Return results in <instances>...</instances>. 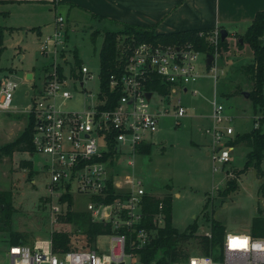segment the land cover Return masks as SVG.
Masks as SVG:
<instances>
[{"label":"built area","instance_id":"2783aa9c","mask_svg":"<svg viewBox=\"0 0 264 264\" xmlns=\"http://www.w3.org/2000/svg\"><path fill=\"white\" fill-rule=\"evenodd\" d=\"M199 35L205 36L217 54L220 29ZM66 36V20L57 15L54 31L41 41V51L46 54L53 47L54 55L60 54ZM120 47L116 70L109 75L105 90L98 73V89L89 94L91 101L86 102L83 109L61 110L56 107L55 98H70L72 94L67 87L72 88V83L76 88L79 82V88L84 90L81 75L92 79L93 74L81 64L69 67L70 75L66 76L63 67L56 63L55 55L44 89L25 110L35 121L34 152L46 157L48 190L51 195L58 193L61 204L51 206L53 220L58 221V215L68 205L61 199L64 194H70L71 200L74 194L87 195L84 210L91 220L110 223L112 231L106 234L110 236L108 251H98L95 246L54 251L50 234L48 239H36L31 244H9L0 264H146L139 260L136 251L144 247L155 232L138 228L143 217V195L147 191L133 170L126 168H133L134 156L141 145L151 142L160 118L169 115L167 104L174 95L197 93L189 86L204 75L197 68L201 59L207 76L216 79L214 71L217 69L211 63L206 65L207 54L190 41L179 44L141 41L131 47ZM18 85L13 72L0 75V114L12 109L13 92ZM160 86H166L167 92L162 93ZM113 92L120 93L114 101ZM147 92L151 93L149 98ZM155 94L158 103L151 102ZM211 105L210 123L204 134L209 137V152L216 170L217 166L230 161L234 149L231 143L234 117L226 113L224 104L215 96ZM185 113L178 99L172 112L176 123ZM258 126L259 122L253 125ZM158 209L153 222L161 226L164 219L161 202ZM204 235L210 237V229ZM215 255L198 253L191 254L185 262L152 261L149 264H264V237L226 231L220 251Z\"/></svg>","mask_w":264,"mask_h":264},{"label":"rangeland","instance_id":"374dc122","mask_svg":"<svg viewBox=\"0 0 264 264\" xmlns=\"http://www.w3.org/2000/svg\"><path fill=\"white\" fill-rule=\"evenodd\" d=\"M2 1L0 25L5 30L0 53V75L13 72L19 80V85L13 92L11 112L8 117L4 118L5 115H2L0 118V191L9 190L12 193L10 229L24 234L26 244H31L36 239H48L52 231L63 230L70 232L73 245L87 247L83 235L74 233L70 224L54 221L51 216V206L61 204L58 193L51 195L47 187L45 155L34 152L30 156L28 151L17 149L7 155L1 148L13 141L24 129L28 120L25 110L39 91L44 89L45 77L48 70L52 69L56 54L53 53V47L45 54L40 46L43 37L54 31L57 16L50 4L51 0ZM72 16L71 14L72 23L68 24L65 42L61 45L63 50L55 56L56 63L63 67L66 76L70 75L69 67H75L73 51H76L81 64L88 67L93 78L81 75L84 90L79 88V82L76 83V88L72 83V88L67 87L72 94L70 98H55L56 107L64 111L81 110L86 102L91 101L89 94L98 89L99 50L103 34L108 29L121 27V24L106 18L73 21ZM51 25L54 26L52 30ZM94 30L99 33L92 40L91 33ZM262 41L264 43V38ZM228 45L229 50L210 53L214 57L211 65L217 69L214 71L216 79L207 76L200 56L197 68L204 75L189 86V89H196L197 93L192 95L190 92H178L174 95L171 103L167 104L170 108L169 115L160 118L158 129L150 138V151L136 154L133 168H126L128 171L133 170L142 180L145 189L157 196L171 194L173 226L184 230L196 220L198 235L209 230V219L220 222L226 231L249 233L251 220L257 215L258 208L264 214V192L260 189L264 177L253 167L244 168L249 149L243 144L232 143L234 150L230 161L214 170L208 147L209 137L204 134L210 120L207 116H210L214 96L224 104L226 113L234 117L231 142L235 133L252 129L259 118H264L260 109L255 111L251 99L242 94L251 89L252 83L241 73L240 67L250 62L251 58L237 48L236 42ZM27 73L32 74L31 79L26 78ZM68 81H71L70 77ZM178 99L186 113L176 123L172 112ZM151 102H159L156 94ZM23 160L29 161L26 167L23 166ZM261 168L264 171V158ZM229 179L236 181V188L227 195H221L219 192ZM74 195L72 209L84 210L88 196ZM8 237L7 231H0V263L9 245ZM109 245L110 236L106 234L98 236L94 242L98 251L107 252ZM187 248L192 254L202 253L196 240L188 244Z\"/></svg>","mask_w":264,"mask_h":264},{"label":"trees","instance_id":"16d2710c","mask_svg":"<svg viewBox=\"0 0 264 264\" xmlns=\"http://www.w3.org/2000/svg\"><path fill=\"white\" fill-rule=\"evenodd\" d=\"M2 0H0V4ZM1 14V11H0ZM98 17L99 16H94ZM5 27L0 25V53L2 51V37ZM213 29H189L170 33H156L152 26H142L129 23L121 24L118 29H108L103 34L101 48L99 50V76L103 89L105 90L109 75L116 70L117 57L120 54L121 47L127 48L133 46L137 42L150 41L153 43H175L179 44L184 41H190L194 45L205 52L206 54L213 53L214 47L210 44L205 36H200L199 33H208ZM264 32V9L255 13L251 23L246 31L238 35L242 42L237 39L236 45L242 47L247 44L252 52L251 61L241 65L240 71L252 83L249 92V98L252 101L255 111L260 109L264 114V43L262 36ZM98 30L91 33V39L94 40ZM122 38V41H120ZM229 48L227 39L219 38V51ZM127 50V49H126ZM218 51V52H219ZM74 53V65H81L80 59ZM159 90L162 93L167 92L166 86H160ZM113 101L120 95L119 92L111 94ZM259 126L257 128L235 135L231 143L243 144L249 150L246 153L244 168H255L256 172L264 177V171L261 168V162L264 158V118L258 119ZM34 117L28 115L26 126L21 133L10 143L1 147L7 155H11L14 149L25 150L29 153L34 152L32 136L34 132ZM139 152H149L148 144L141 145ZM23 166L26 167L29 161L23 160ZM236 181L229 179L226 186L219 192L221 195H227L236 188ZM260 189L264 192V183ZM62 200H66L68 205L65 211L58 215L59 222H65L72 226L73 232L83 235L88 244L86 248H93L96 238L103 234L111 233L110 223L94 222L91 216L85 210H73L71 208L72 200L70 194L66 193L62 196ZM108 200H111L110 198ZM143 217L139 227L153 229L154 236L142 248L137 249L138 258L140 261L149 264L152 261L156 263L165 262H185L192 254L187 245L193 240L198 242L200 250L204 254H213L214 256L220 251V246L225 235V227L218 221L209 219V229L211 236L198 235V223L195 220L189 224L184 230H179L172 224V195L167 193L163 196H156L150 192L143 195ZM162 203L161 212L163 213V225L157 226L153 222V216L158 212L159 203ZM12 211V193L8 190L0 191V231H7L9 234V244H26V236L18 231L10 229ZM208 218V217H207ZM249 233L254 237H264V214L258 208V213L251 220ZM52 247L54 251H65L71 248H78L73 245L70 232L57 230L51 232ZM93 243V244H92ZM85 247V246H84Z\"/></svg>","mask_w":264,"mask_h":264},{"label":"crops","instance_id":"0c3cea01","mask_svg":"<svg viewBox=\"0 0 264 264\" xmlns=\"http://www.w3.org/2000/svg\"><path fill=\"white\" fill-rule=\"evenodd\" d=\"M50 4L53 5L57 15L64 16L67 29L68 24L72 23L71 14L73 21L75 19L90 21L96 18L94 16H99L112 20L118 25L129 23L152 26L156 33L189 29H225L227 42L231 44L238 39V35L246 31L255 13L264 9V0H51ZM1 5L2 3L0 8ZM78 14L80 16H77ZM237 48L245 52L247 57L252 58V52L247 44ZM238 54L240 57V53ZM10 112L1 113L0 118L2 115H5L4 118L8 117ZM146 144L150 151L152 143ZM206 153L208 154V151ZM146 191L156 195L147 188Z\"/></svg>","mask_w":264,"mask_h":264},{"label":"water","instance_id":"95a60500","mask_svg":"<svg viewBox=\"0 0 264 264\" xmlns=\"http://www.w3.org/2000/svg\"><path fill=\"white\" fill-rule=\"evenodd\" d=\"M226 37H227V31H226L225 29H220V39H221V40H224ZM238 40H239L240 42H242V39H241V38H239ZM212 59H213V55H211V54H207V55H206V65H209V64L211 63ZM26 77H27L28 79H31L32 74H31V73H27ZM242 94H243L245 97H249V92H247V91H243ZM150 95H151L150 92H147V93H146L147 98H149Z\"/></svg>","mask_w":264,"mask_h":264}]
</instances>
